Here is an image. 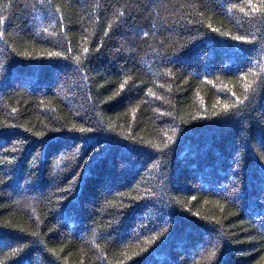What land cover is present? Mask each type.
Wrapping results in <instances>:
<instances>
[{"label":"trees","instance_id":"obj_1","mask_svg":"<svg viewBox=\"0 0 264 264\" xmlns=\"http://www.w3.org/2000/svg\"><path fill=\"white\" fill-rule=\"evenodd\" d=\"M0 264H264V0H0Z\"/></svg>","mask_w":264,"mask_h":264},{"label":"snow or ice","instance_id":"obj_2","mask_svg":"<svg viewBox=\"0 0 264 264\" xmlns=\"http://www.w3.org/2000/svg\"><path fill=\"white\" fill-rule=\"evenodd\" d=\"M246 90H247V88H246Z\"/></svg>","mask_w":264,"mask_h":264}]
</instances>
